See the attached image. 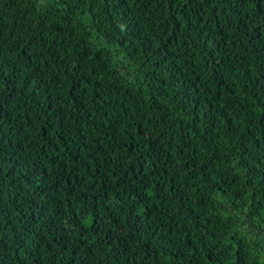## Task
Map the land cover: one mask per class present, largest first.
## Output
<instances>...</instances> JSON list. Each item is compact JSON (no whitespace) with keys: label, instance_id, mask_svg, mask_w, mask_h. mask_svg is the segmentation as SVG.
<instances>
[{"label":"trees","instance_id":"16d2710c","mask_svg":"<svg viewBox=\"0 0 264 264\" xmlns=\"http://www.w3.org/2000/svg\"><path fill=\"white\" fill-rule=\"evenodd\" d=\"M0 264H264V0H0Z\"/></svg>","mask_w":264,"mask_h":264}]
</instances>
